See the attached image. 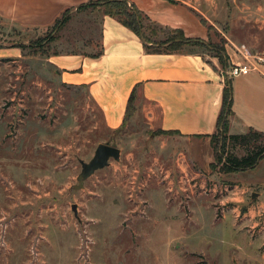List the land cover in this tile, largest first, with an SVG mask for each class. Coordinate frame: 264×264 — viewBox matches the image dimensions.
Here are the masks:
<instances>
[{
  "label": "rangeland",
  "instance_id": "374dc122",
  "mask_svg": "<svg viewBox=\"0 0 264 264\" xmlns=\"http://www.w3.org/2000/svg\"><path fill=\"white\" fill-rule=\"evenodd\" d=\"M192 3L264 5V0ZM68 16V23L54 34L57 40L50 45V52L95 49L97 15L88 10ZM210 28L205 46L183 45L182 50L194 47L223 70L229 60L227 41L222 27ZM51 32V26L0 31L1 40L26 45L21 59L0 61V264H210L187 250L209 254L219 247L223 250L224 242L232 236L231 224L214 225L212 214L201 203L192 208L195 216L191 224H185L187 230L180 240L183 246L170 247L169 242L179 236L186 213L177 204L187 205V200L199 194L225 196L230 190L225 188L231 185L227 175L211 170L216 163L218 136L209 143L213 158L209 170L189 172L182 182L179 178L184 175L172 171L171 177L178 178V187L171 194L177 204L169 203L163 188L152 186L160 182L158 170H153L156 182L147 180L145 161L150 163L148 152L159 146V140L151 135H171L145 134V127L132 121L117 133L106 130L86 93L63 87L47 57L33 54V41ZM244 32L233 34L243 40L258 32L264 37V28L260 32L252 24L246 25ZM168 35L167 31L150 36V41L159 43ZM216 47H223L224 53L215 52ZM246 51L238 53L237 59L252 62L258 58L253 49ZM101 144L119 149V161L110 159L107 167L76 189L79 162L89 163ZM234 153L240 156L243 151L236 148ZM200 180H204L202 186ZM72 205H76L77 217ZM224 211L226 206L220 207L217 218L221 219ZM208 244H212L209 250ZM225 264L247 263L228 260Z\"/></svg>",
  "mask_w": 264,
  "mask_h": 264
},
{
  "label": "crops",
  "instance_id": "0c3cea01",
  "mask_svg": "<svg viewBox=\"0 0 264 264\" xmlns=\"http://www.w3.org/2000/svg\"><path fill=\"white\" fill-rule=\"evenodd\" d=\"M96 1L104 0H0V31L48 28L65 10L76 14L78 7ZM122 1L135 7L162 34L175 30L187 39L204 41L208 39L207 25L222 27L229 66L245 63L237 55L247 52L246 49H253L255 57L264 59V37L259 32L248 40L233 34L245 33L248 24L257 26L261 32L264 5H196L192 0ZM90 11L97 15L99 27L95 49L50 55L46 62L63 87L86 93L92 111L99 115L98 122L113 134L127 121L140 122L145 134L171 133L158 138L151 135L159 140V146L148 152L151 160L145 161V165L149 171L147 180L154 182L153 170H158L160 182L152 186L163 188L166 201L177 204L171 194L178 187V178L171 177L172 171L184 175L179 178L182 182L189 172L209 170L213 162L209 143L218 129L226 70L207 60L194 47L177 53H149L143 40L117 19L102 14L99 8ZM17 45L0 39V61L21 59L22 49ZM99 50L101 54L93 57ZM252 61L255 69L248 74L228 77L232 87L230 135H241L249 129L264 133V62L255 58ZM132 93L135 110L127 116ZM225 177L231 184L225 187L230 188L227 195L199 194L187 200V205L177 204L186 213L179 236L169 245L183 246L180 240L187 230L185 224H191L195 216L192 208L201 203L212 214L214 225L231 224L232 236L224 242L223 250L219 247L210 254L185 250L201 255L210 264H225L228 260L264 264V158L251 170ZM203 181L200 180V186ZM224 206L226 211L219 219L217 211ZM209 246L212 244H208V250Z\"/></svg>",
  "mask_w": 264,
  "mask_h": 264
},
{
  "label": "trees",
  "instance_id": "16d2710c",
  "mask_svg": "<svg viewBox=\"0 0 264 264\" xmlns=\"http://www.w3.org/2000/svg\"><path fill=\"white\" fill-rule=\"evenodd\" d=\"M100 9L102 14L111 16L117 19L125 27L136 33L145 43V50L149 53H177L182 51V47L189 46L191 44H198L199 46H205L206 43L200 40H191L184 37L181 31L170 30L168 37L160 41L159 43L150 41V36L157 37L160 33H163L159 28L149 23V20L142 15L135 7L129 6L125 1L113 0V1H96L86 5H82L77 8V12L85 10H97ZM68 14H71V10H65L60 17H58L54 24L51 26V33L45 37H41L33 41L34 52L33 54H41L42 56L56 55L59 52H50V45L55 43L57 37L54 35L58 31L64 28V26L70 20ZM210 25H207V34L211 29ZM147 32L149 36H147ZM209 36V34H208ZM32 44V45H33ZM28 46V45H27ZM17 47H26L24 44H19ZM25 49V48H24ZM215 52H223L224 48H214ZM76 52V51H75ZM101 54L99 50L93 57H98ZM223 69H228L230 66L227 64ZM133 98L134 93L129 98L126 115L128 116L133 110ZM232 114V87L231 79H225V87L222 92V106L218 117V129L212 136L211 141L215 140L218 136L219 145L215 153L216 163L211 166L212 172L219 175H230L233 173L248 171L255 168L259 162L264 158V133L255 131L253 129L247 130L241 135H230L228 132V118ZM161 134H171L163 133ZM238 148L243 151V154L238 156L234 153V150Z\"/></svg>",
  "mask_w": 264,
  "mask_h": 264
},
{
  "label": "water",
  "instance_id": "95a60500",
  "mask_svg": "<svg viewBox=\"0 0 264 264\" xmlns=\"http://www.w3.org/2000/svg\"><path fill=\"white\" fill-rule=\"evenodd\" d=\"M119 158V149L103 144L98 145L89 163H84L83 161L79 162L81 165V172L77 177L78 185L76 189L82 188L84 181L91 177L96 171L107 167L110 159L119 161ZM71 209L75 217H77L76 205H72Z\"/></svg>",
  "mask_w": 264,
  "mask_h": 264
},
{
  "label": "built area",
  "instance_id": "2783aa9c",
  "mask_svg": "<svg viewBox=\"0 0 264 264\" xmlns=\"http://www.w3.org/2000/svg\"><path fill=\"white\" fill-rule=\"evenodd\" d=\"M258 62H264L263 58H256L255 59ZM255 69V63L254 61H248L247 58H245V63L240 65H233L228 68L224 73V75L229 76L230 78L239 76V75H245L248 74L251 70Z\"/></svg>",
  "mask_w": 264,
  "mask_h": 264
}]
</instances>
